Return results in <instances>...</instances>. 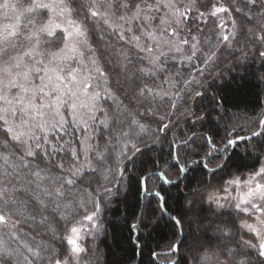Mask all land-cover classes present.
<instances>
[{
  "label": "snow or ice",
  "instance_id": "obj_1",
  "mask_svg": "<svg viewBox=\"0 0 264 264\" xmlns=\"http://www.w3.org/2000/svg\"><path fill=\"white\" fill-rule=\"evenodd\" d=\"M253 65L264 0H0V264H107L120 205L141 255L167 218L150 264H264V108L223 90Z\"/></svg>",
  "mask_w": 264,
  "mask_h": 264
},
{
  "label": "trees",
  "instance_id": "obj_2",
  "mask_svg": "<svg viewBox=\"0 0 264 264\" xmlns=\"http://www.w3.org/2000/svg\"><path fill=\"white\" fill-rule=\"evenodd\" d=\"M257 65H253L247 76H242V69H237L235 76L236 83H225L223 90L225 98L230 104L229 108L233 112H247L249 115L261 108H264V84L257 83V77L254 75ZM264 72V69H260ZM237 105L239 107H232ZM180 130L177 129V132ZM194 186V184H193ZM168 196L170 211L175 214V209L183 199V192L172 188L168 185L163 186ZM183 187V185H181ZM124 206L120 205L119 211L108 213V235L107 238H101L103 243L100 244L102 251L105 253L107 264H150L152 257L150 250L166 251V244L171 239V233L167 227V218L161 221V224L146 237L143 254L140 250H134L133 245L129 242V232L123 220ZM160 248L156 249V244ZM161 260L164 259L162 256Z\"/></svg>",
  "mask_w": 264,
  "mask_h": 264
}]
</instances>
